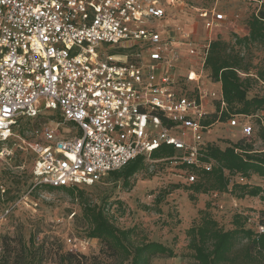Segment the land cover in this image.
<instances>
[{"label": "built area", "instance_id": "built-area-1", "mask_svg": "<svg viewBox=\"0 0 264 264\" xmlns=\"http://www.w3.org/2000/svg\"><path fill=\"white\" fill-rule=\"evenodd\" d=\"M170 6L178 10L173 0H0V164L18 138L33 154L35 185H91L139 155L153 162L162 144L179 151V163L209 171L206 109L226 104L204 65L226 15L197 9V37L191 24L173 22ZM42 113L49 123L32 126V140L14 132L20 117ZM246 117L226 123L245 137ZM182 171L188 184L196 180Z\"/></svg>", "mask_w": 264, "mask_h": 264}, {"label": "rangeland", "instance_id": "rangeland-1", "mask_svg": "<svg viewBox=\"0 0 264 264\" xmlns=\"http://www.w3.org/2000/svg\"><path fill=\"white\" fill-rule=\"evenodd\" d=\"M173 4L178 10L175 11L173 6L167 7L166 10L173 13L170 18L181 24L195 23L197 37L204 34L197 9L215 5L217 12H224L226 20L213 30V39L224 42L226 52L243 57L244 63L249 65V75L256 79L255 71L264 68V45L236 42V36L247 34V20L256 10L255 2L173 0ZM115 52L119 51L110 49L108 53ZM240 75L246 76L242 72ZM255 95H264V82H251L247 96ZM206 110L209 114L214 113L211 107ZM49 117L45 113L33 119L20 117L14 132L30 141L33 139L31 127L49 123ZM226 121L213 122V127L205 134L206 144L223 148L244 138L254 149L264 148L259 137L264 125L263 111L241 119L240 124L248 121L252 126L251 134L245 137L240 133V125L231 127ZM68 126L70 124L63 123L59 130L62 132ZM9 144L13 154L0 164V248L3 235L17 238L21 235L28 240L31 234L35 241H50L63 252L72 251L87 256L98 254L101 244L98 239L87 237L89 226L81 213L83 203L89 202L103 206L118 227L134 228V240L137 242L159 241L173 249V257L156 255L151 258L150 264H193L187 231L197 225L204 214L212 216L222 228L231 229L233 215L241 213L249 218L245 227L256 230L260 211H264V193L243 199H236L229 193H194L189 188L191 184L185 181L178 160H145L146 167L132 176L127 187L122 185L121 179L106 174L91 185H78L82 195L74 193L72 196L65 190L35 186L33 154L20 148L23 144L18 138H13ZM251 184L264 186V177H252ZM42 264H60L58 255L52 252Z\"/></svg>", "mask_w": 264, "mask_h": 264}, {"label": "trees", "instance_id": "trees-1", "mask_svg": "<svg viewBox=\"0 0 264 264\" xmlns=\"http://www.w3.org/2000/svg\"><path fill=\"white\" fill-rule=\"evenodd\" d=\"M236 42L258 43L264 45V0L247 20V34L236 36ZM208 76L220 83L222 99L226 111L218 109L209 115L206 124L224 121L230 114L253 116L264 112V95L248 97L247 92L252 81L264 82V68L255 71L256 79L249 75V65L239 54L226 52L225 43L212 39L205 60ZM241 72L245 77H241ZM260 139L264 143V125L260 129ZM179 151L172 145L162 144L152 151V160H176ZM202 160L211 162V169H198L180 163V168L195 174L196 180L189 188L194 193H229L236 199L257 197L264 193L263 185H252V177H264V148L254 149L244 138L229 146L220 147L205 144ZM145 157L139 155L119 170L111 171L109 176L121 179L122 185H130L134 174L146 167ZM246 179L237 182L235 176ZM48 189H61L70 195H82L76 186L52 187L35 185ZM4 190V189H3ZM159 201V199H158ZM81 213L88 224L87 237L98 239L99 253L87 256L72 251H61L52 242L35 241L33 235L28 240L23 236L1 237L0 264H42L51 253L57 254L60 264H150L156 255L173 257V249L159 241L134 240V228H120L110 219L101 205L83 203ZM258 229L246 228L249 219L241 213L233 215V228L224 229L210 215L204 214L197 225L188 229V246L192 250L193 264H264V211H260Z\"/></svg>", "mask_w": 264, "mask_h": 264}, {"label": "crops", "instance_id": "crops-1", "mask_svg": "<svg viewBox=\"0 0 264 264\" xmlns=\"http://www.w3.org/2000/svg\"><path fill=\"white\" fill-rule=\"evenodd\" d=\"M190 26H194V27H193V31H194L195 34H197V25H196L195 23L191 22V25H190ZM215 86H216L217 88L220 87V83H219V82L216 83ZM220 88H221V87H220Z\"/></svg>", "mask_w": 264, "mask_h": 264}]
</instances>
